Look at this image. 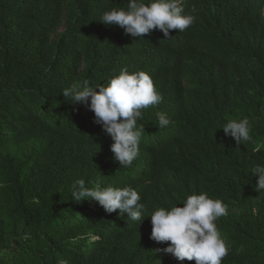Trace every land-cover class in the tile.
<instances>
[{"label":"trees","instance_id":"trees-1","mask_svg":"<svg viewBox=\"0 0 264 264\" xmlns=\"http://www.w3.org/2000/svg\"><path fill=\"white\" fill-rule=\"evenodd\" d=\"M118 6L126 0H0V264H195L150 239L149 217L73 201L78 179L135 189L146 215L207 192L227 205L215 222L229 246L221 264H264V190L251 175L264 166V0H184L196 20L170 38L99 22ZM124 67L162 96L141 110L128 167L94 113L62 97ZM158 112L172 123L161 128ZM245 117L254 143L237 146L220 128Z\"/></svg>","mask_w":264,"mask_h":264},{"label":"clouds","instance_id":"clouds-1","mask_svg":"<svg viewBox=\"0 0 264 264\" xmlns=\"http://www.w3.org/2000/svg\"><path fill=\"white\" fill-rule=\"evenodd\" d=\"M127 6L114 7L105 11L99 22L117 25L133 37L159 30L166 38L170 30L183 32L194 24L195 15L184 14V0H126ZM195 8L192 9L194 13ZM98 89V91H97ZM62 97L70 104L85 105L94 113V123L110 136L113 143L110 150L120 167L131 166L139 155V145L144 132L143 124H137L142 117L141 110L159 104L161 94L156 90L150 75L144 71L130 73L127 67L115 70L107 85L91 86L72 84L62 90ZM161 128L172 121L165 113H157ZM251 123L247 117L229 120L220 129L225 136H231L237 146L241 142L253 141ZM256 152L261 145H256ZM251 175L257 176L255 190H264V166L257 165ZM0 187H3L0 184ZM71 197L75 202L92 199L107 213L119 210V215L139 224L150 218V239L156 242H170L163 249L178 261H195V264H221L228 255L229 246L217 229L218 218L227 215V205L220 199L211 198L207 192L186 196L182 206L158 207L146 215L147 207L140 203L139 193L131 187H102L99 182L88 187L84 179L76 180L71 186ZM67 264V261H60Z\"/></svg>","mask_w":264,"mask_h":264},{"label":"bare ground","instance_id":"bare-ground-1","mask_svg":"<svg viewBox=\"0 0 264 264\" xmlns=\"http://www.w3.org/2000/svg\"><path fill=\"white\" fill-rule=\"evenodd\" d=\"M62 63H63V62H62ZM62 63H61V64H62ZM118 180H119V179H118Z\"/></svg>","mask_w":264,"mask_h":264}]
</instances>
